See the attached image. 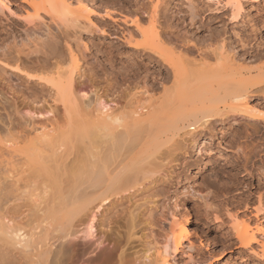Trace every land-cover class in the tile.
I'll return each mask as SVG.
<instances>
[{
	"label": "bare ground",
	"instance_id": "obj_1",
	"mask_svg": "<svg viewBox=\"0 0 264 264\" xmlns=\"http://www.w3.org/2000/svg\"><path fill=\"white\" fill-rule=\"evenodd\" d=\"M12 2L0 0V34H11L15 22L21 24L24 33L47 28L50 42L33 50L55 59L57 70L45 71L46 64L30 69L20 64L13 66L7 53L0 52V68L23 73L27 82L33 81L35 87H40V96L51 92L50 99L55 104L53 109L49 105L51 113L47 116L36 117L38 121L34 115L26 118L9 112L5 113V120L0 118V264H64L69 249L64 242L74 234V223L96 203L132 187L141 176L150 173L153 163L161 164L162 157L165 161L162 148L166 146L163 150L168 148L171 152L185 137L210 131L208 126L212 127L226 113H242L264 122V105L253 107L249 102L252 95L264 93V80L256 81L245 57L239 58L225 45L218 51L203 48L192 40L179 47L167 45L157 28H150L146 44L140 45L133 43V34L120 26L130 22L138 29L136 20L126 16L117 19L109 11L100 14L82 0H16L18 13L12 11L15 1ZM227 2L232 15L238 18L242 10L240 0ZM92 16L100 17L103 26L95 24ZM203 20L200 17L199 26ZM53 29L57 30L55 34ZM81 29L96 30L102 35L112 29L113 38L124 45L122 51H115L117 45L104 49L103 56L119 67L113 63L107 69L108 65L96 64L121 82L137 81L141 88L138 86L140 89L127 98L120 97L112 106L91 102L89 97L84 101L83 96H78L75 77L81 76L83 65L70 51V61L63 66L65 57L58 51L57 38L61 33ZM115 53L127 59H115ZM153 66L158 70L151 77L148 74H152ZM256 71L263 74L264 64ZM35 92L31 94L36 100ZM252 131L257 132V127ZM249 133H245L247 137L253 134ZM192 142L195 143L194 139ZM243 143L237 149L246 173L252 156L249 152H262L264 143L252 139ZM258 172L264 176L262 170ZM263 199L264 194L259 191L251 207L245 197L226 199L223 208L234 243L225 241L221 253L236 244V248L246 252L248 260L256 257L264 261ZM241 207L250 215L238 216ZM232 209L237 210L231 212ZM213 210L214 221L219 224L217 231L221 232L224 219L219 209ZM188 223V215H171L165 247L174 255L185 254L187 264H215L221 253L217 252L216 257L213 250L205 253L195 247L189 241ZM160 256L162 264H172L162 252Z\"/></svg>",
	"mask_w": 264,
	"mask_h": 264
},
{
	"label": "rangeland",
	"instance_id": "obj_2",
	"mask_svg": "<svg viewBox=\"0 0 264 264\" xmlns=\"http://www.w3.org/2000/svg\"><path fill=\"white\" fill-rule=\"evenodd\" d=\"M14 1L15 6L11 9L18 13V3ZM82 1L100 14L109 11L114 18L122 19L121 16H126L128 20H136L139 31L130 22L120 23L124 30L133 34V43L145 45L148 32L157 28L167 45L179 47L192 40L203 48H217V51L225 45L226 50L239 58L245 57L246 66H250L253 75L257 74L254 75L256 81L264 80V73L256 71L257 67L264 64V0H240L242 10L238 18L232 15L227 0H216L217 3L212 4L204 0ZM194 13L198 16H193ZM200 17L204 19L202 26L198 25ZM99 20L100 17L92 16L95 24L103 26ZM13 25L15 29L11 34H0V52L7 53L9 63L13 66L20 64L27 69L46 64L45 71H56L55 59L33 50L36 46L50 42L48 29L43 27L40 32L24 33L20 23L15 22ZM197 27L200 28L196 30ZM56 31L53 29L54 34ZM111 31L102 35L96 30H69L57 38L58 51H62L65 57L63 66H67L70 61V51L83 65L81 76L75 77V88L77 95L83 96L84 101L89 97L91 102L96 100L98 104L112 106L120 97L127 98L142 86L136 80L139 82L144 73L139 75V79L136 77V80H132L136 81L134 83L121 82L116 76H110L109 70L108 74L97 66L101 63L105 67L108 65L109 69L114 63L105 59L104 49H113V45H117L115 51H122L124 44L113 38ZM246 52L248 56H245ZM114 58L127 59L119 53H115ZM114 64L119 67L118 63ZM154 68H150L152 74L148 75L151 77L157 74L158 68ZM26 78L23 73L0 68V118H6L5 113L9 112L10 115L17 114L26 118L34 115L35 121H38L40 119L36 117L51 113L49 105L52 109L55 107L50 99L52 93L44 90L47 92L40 96L37 92L40 87H35L33 81L27 82ZM33 90L38 93L36 100L31 94ZM263 97L264 93L252 95L249 102L253 107H259L260 103L264 105ZM57 112L60 114L61 109ZM260 121L242 113H226L218 117L212 127L208 126L210 131L199 132L192 138L185 137L177 149H170L171 152H168V148L167 151L163 150L166 146L162 148L164 155L161 156L166 158L165 161L162 157L161 164L159 161L153 163L150 173L141 176L132 187L114 194L100 204L96 203V207H91L80 217V221L74 223V234L64 242L69 248L64 264H162L161 252L172 264H187L185 254L174 255L165 247V233L173 213L180 218L188 215L189 241L205 253L206 250H213L217 257L225 241L231 240L234 243L223 208L226 199L245 197L251 207L255 204V194L258 191L264 194V176L258 172L259 169L264 172V150L263 153L259 150L249 152L252 156H249L247 164L249 171L245 173L237 149L240 146L238 144L243 145V142L250 139L264 143V122ZM251 127H257V132L254 133ZM245 133L253 134L247 137ZM184 186L188 188L183 190ZM242 193L243 196L240 195ZM216 208L224 219L225 225L221 232L217 231L219 224L214 221L213 209ZM238 209L241 211L237 213L238 216L250 215L242 207ZM184 252L188 250L184 249ZM146 256L148 260H145ZM215 264H264V261L256 257L248 260L246 252L236 248L235 244L232 249L224 250L221 259Z\"/></svg>",
	"mask_w": 264,
	"mask_h": 264
}]
</instances>
